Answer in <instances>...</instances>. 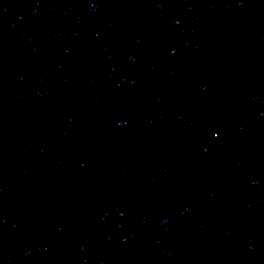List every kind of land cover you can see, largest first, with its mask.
<instances>
[{
    "label": "water",
    "instance_id": "95a60500",
    "mask_svg": "<svg viewBox=\"0 0 264 264\" xmlns=\"http://www.w3.org/2000/svg\"><path fill=\"white\" fill-rule=\"evenodd\" d=\"M226 264H264V169L248 203Z\"/></svg>",
    "mask_w": 264,
    "mask_h": 264
}]
</instances>
